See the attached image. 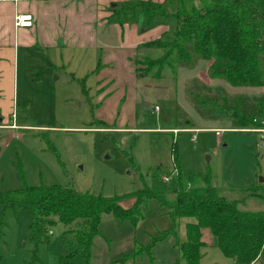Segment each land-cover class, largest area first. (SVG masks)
Returning a JSON list of instances; mask_svg holds the SVG:
<instances>
[{
  "label": "rangeland",
  "instance_id": "374dc122",
  "mask_svg": "<svg viewBox=\"0 0 264 264\" xmlns=\"http://www.w3.org/2000/svg\"><path fill=\"white\" fill-rule=\"evenodd\" d=\"M99 56L95 51L62 59L59 52L18 50L16 77L7 73L0 94V193L59 186L118 197L125 210L144 188L173 199L177 176L163 179L171 176L175 151L182 177L209 176L224 201L238 203L243 212L264 211V191L250 195L254 185L264 188L259 182L264 179V129L234 130L228 118H201L192 101V94L214 96L218 89L229 97H260L264 87H231L209 76L212 61L196 60L190 67L164 69L159 80L138 75L135 86L129 84L136 107L128 98V81H123L116 93L126 102L117 115L113 101L104 107L98 100L94 69ZM159 56L157 50H139L134 60ZM10 62L5 52L0 63L8 68ZM143 103L150 110H143ZM99 120L109 129L94 124ZM138 213L135 222L102 214L87 264H184L180 247L186 239L185 224L192 220L180 219L174 237L168 235L171 223L157 200H147ZM0 220L4 264H58L77 229L75 223L56 222L33 260L28 211L0 206ZM201 231L208 245L200 263L234 264L222 255L210 231ZM70 264L86 262L77 254Z\"/></svg>",
  "mask_w": 264,
  "mask_h": 264
},
{
  "label": "trees",
  "instance_id": "16d2710c",
  "mask_svg": "<svg viewBox=\"0 0 264 264\" xmlns=\"http://www.w3.org/2000/svg\"><path fill=\"white\" fill-rule=\"evenodd\" d=\"M139 17L144 19L145 29L164 26L169 35L166 31L160 38L138 47V51H160V56L133 60L137 77L143 73L159 80L164 69L175 71L203 60L212 61L208 68L211 78H221L231 87H264V0H165L159 4L131 0L112 8L106 21L122 26L137 22ZM99 69L98 62L95 71ZM192 98L201 118H228L234 130L264 129V95L229 97L218 89L214 96L192 94ZM94 124L109 129L103 121ZM172 152L178 166L175 151ZM175 181L173 199L167 193L144 188L135 194L134 205L126 210L118 205V197L82 194L59 186L0 193V206L24 207L28 211L33 260L37 259V246L48 241L51 226L56 222L66 226L75 223L73 241L65 245V254L59 257L58 264H70L77 254L87 264L102 214L135 222L141 206L154 199L166 210L171 223L168 235L176 237L180 219L192 220L185 224L186 239L180 247L184 264H201L206 247L201 241L202 229L210 231L222 255L234 264H253L259 258L264 263V211L243 212L238 203L224 201L209 176L184 178L179 172ZM261 191L262 185L256 184L250 195Z\"/></svg>",
  "mask_w": 264,
  "mask_h": 264
},
{
  "label": "crops",
  "instance_id": "0c3cea01",
  "mask_svg": "<svg viewBox=\"0 0 264 264\" xmlns=\"http://www.w3.org/2000/svg\"><path fill=\"white\" fill-rule=\"evenodd\" d=\"M129 1L131 0H0V58L5 52H9L11 61L8 68L0 63V79L3 78L0 81V94L7 73L8 77H16L14 66L18 50L59 52L62 59L67 58V55L81 57L85 53L100 51V69H94L100 105L104 104L105 107L113 101L116 114L123 113L126 98H121L122 93L116 91L121 92L125 83L123 81L127 80L128 98L136 107L134 92L129 84L135 86L137 80L133 60L138 47L160 38L167 27L145 29L142 17L135 23L122 26L108 24L106 19L110 10ZM149 1L159 4L165 0ZM19 14L31 16L30 28L15 27V17ZM108 83L112 85L104 91V86ZM112 93L116 95L109 97ZM203 235L201 231V241L206 246L208 244L203 240ZM210 244H213V240ZM0 264H4L3 261ZM253 264L264 263L259 258Z\"/></svg>",
  "mask_w": 264,
  "mask_h": 264
},
{
  "label": "built area",
  "instance_id": "2783aa9c",
  "mask_svg": "<svg viewBox=\"0 0 264 264\" xmlns=\"http://www.w3.org/2000/svg\"><path fill=\"white\" fill-rule=\"evenodd\" d=\"M32 26V18L30 15H26V14H19L15 17V27L17 28H30ZM157 111V108H156ZM219 133L216 132V135H218ZM262 135L264 137V131H262ZM262 148L264 149V145L262 146ZM171 163H172V171H171V176L170 177H166L163 180L165 182H168L171 177H176L178 175V168H177V164L175 162V159L173 157V155L171 154Z\"/></svg>",
  "mask_w": 264,
  "mask_h": 264
},
{
  "label": "water",
  "instance_id": "95a60500",
  "mask_svg": "<svg viewBox=\"0 0 264 264\" xmlns=\"http://www.w3.org/2000/svg\"><path fill=\"white\" fill-rule=\"evenodd\" d=\"M221 71H222V70H221ZM141 77H142V76H141ZM142 109H143V110H150V107H149V106H146V104L143 103V104H142ZM259 182H260V183H261V182H264V179H263V180L260 179Z\"/></svg>",
  "mask_w": 264,
  "mask_h": 264
}]
</instances>
